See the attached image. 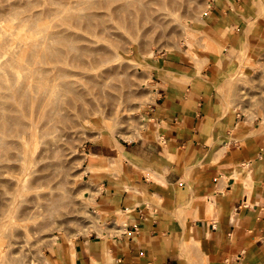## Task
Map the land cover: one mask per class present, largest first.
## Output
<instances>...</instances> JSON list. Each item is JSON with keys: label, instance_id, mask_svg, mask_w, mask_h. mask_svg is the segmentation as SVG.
Wrapping results in <instances>:
<instances>
[{"label": "crops", "instance_id": "obj_1", "mask_svg": "<svg viewBox=\"0 0 264 264\" xmlns=\"http://www.w3.org/2000/svg\"><path fill=\"white\" fill-rule=\"evenodd\" d=\"M261 5L211 1L199 31L153 61L138 143L84 151L103 231L75 239L60 264H193L198 253L206 264L264 263V127L222 85L241 51L264 49Z\"/></svg>", "mask_w": 264, "mask_h": 264}, {"label": "rangeland", "instance_id": "obj_2", "mask_svg": "<svg viewBox=\"0 0 264 264\" xmlns=\"http://www.w3.org/2000/svg\"><path fill=\"white\" fill-rule=\"evenodd\" d=\"M211 1L213 0H176V3H172L173 7L176 6L172 10L171 2L166 0L165 4L170 6L166 5L158 11L167 15L164 23L154 25L149 18L138 13L132 16L133 24H129L128 19L127 22L115 20L120 14L116 10L120 0H0L1 11H11L9 8L14 4L15 9L20 12L19 16L16 15L17 19L6 15L7 21L4 24L10 30L14 26L11 32H17L19 27L20 32L23 30V38L19 31L15 33L19 34L18 37L7 35L10 41L31 40L28 38L29 34L33 39H42L45 34L53 32L74 38H98V43L107 46L110 58L107 64L90 71L92 75H99L105 80L103 92L101 90L97 100L100 105L93 108L86 106L82 113L80 109H71L70 118L60 124L66 134L60 144L47 153L49 159L44 163L50 164L47 170L49 181H45L47 185L38 186L19 196L20 204L15 211L18 219H6L7 223L2 227L0 224V264H60L61 257L64 256L62 252L75 239L89 238L95 235L94 232L101 234L105 223L101 220L95 199L98 183L92 174L87 173V156L84 151L100 144L117 147L121 154L120 145L130 148L138 143L147 127V110L153 103V61L161 53L180 49L189 36L199 31L201 15L209 11ZM254 7L257 8L255 5ZM93 13H98L101 17L88 19V15ZM30 14L34 15L33 23L21 21L22 17L26 18ZM257 17L259 18H255L253 23L264 25V10ZM45 18L48 20L45 21V26L37 23L43 24L42 19ZM87 25L94 27L90 29ZM38 26H43L45 30ZM88 29L91 32L86 31ZM24 32L28 35H24ZM93 33H97L99 37H93ZM110 34L112 38H109ZM55 46H59L58 43H54L53 47ZM5 62L6 57L0 56V65L3 66ZM30 62L31 59L22 60L20 66L14 69L5 64L7 66L0 68V83L8 84L10 78L24 74L31 66ZM222 81L228 104L239 109L246 122L264 127V49L257 53L247 49L241 51L223 70ZM59 132L61 133L60 129L55 133ZM41 165L42 162L38 166ZM26 177L25 183L29 180ZM4 179L9 180L10 176L0 175V206L10 196L4 193L7 187L1 185ZM192 259L193 264H206L201 253L192 255Z\"/></svg>", "mask_w": 264, "mask_h": 264}, {"label": "bare ground", "instance_id": "obj_3", "mask_svg": "<svg viewBox=\"0 0 264 264\" xmlns=\"http://www.w3.org/2000/svg\"><path fill=\"white\" fill-rule=\"evenodd\" d=\"M169 2H171L173 9L170 8L174 10L176 6L173 7V4L176 3V0H169ZM165 3H167L166 0H120L116 8L120 14L114 19H122L124 22L128 21L129 24H133L132 16L138 13L149 18L154 25H162L167 15L165 13L160 14L158 11H161L166 5L170 6ZM176 5L178 6V4ZM109 8L113 9V7ZM9 9L11 11L8 12L0 10V56L6 57L5 64L8 65L4 64L3 66L8 68L10 66L14 69V67L20 66L22 60L27 61V59H31L29 64L31 66L24 74L14 75L15 77L10 78L8 84L0 83V175L5 176L8 174L10 176L9 180L4 179L1 182L2 187H7L4 193L10 195L7 197L6 202L0 206L1 227L6 225V219H18L15 211L20 204L19 196L38 186L47 185L45 181H49L47 170L50 166V164L44 165L46 159H49L47 153L63 140L66 133L61 129L60 124L70 118L71 109H80L82 113L85 111L84 107L86 106L93 108L100 105L97 100L105 86V80L101 79L99 75H92L90 71L107 64L110 60L107 46L98 43L99 39L97 37L99 35L97 33L99 31L91 34L97 38L96 40L84 38V36L74 38L71 35L54 32L45 34L44 37L41 36L42 39H33L30 34L24 32V35H28L31 40L26 41V39L25 42L23 40V42H20V40L10 41L7 35L18 37L19 34L16 35L15 33L20 32L18 29L22 22L17 26L19 27L16 28L17 32H11L14 26L10 30L4 24L7 21L6 15L9 14L12 15V18L13 16L16 18L19 11L15 9L14 4ZM262 10H264V6L260 9L259 14ZM88 16H90L88 19H99L101 17L98 13ZM142 19L140 22H142ZM25 20H28V23H33L34 15L30 14L26 18H21V21L25 22ZM43 20V24L38 21L37 23L45 26L44 23L48 20L46 18ZM39 26L38 28L43 27ZM87 27L90 26L87 25ZM87 27L84 28L87 29ZM111 27L110 29H112ZM31 29L29 30L31 31ZM90 29L86 31L91 32ZM43 30H45L44 27ZM22 32L23 30L20 32L21 35ZM110 37L112 38V35ZM24 38L26 37L24 36ZM54 43H58L59 46L53 47ZM77 43L82 44L78 45ZM3 66L0 65V68ZM107 70L109 71V69ZM109 88L111 87L109 86ZM59 129L61 133H55ZM41 162L44 166H38ZM25 177L29 178L27 183H25ZM55 199L57 200V198ZM71 253H74L73 250ZM4 258L6 257L4 256ZM6 264L8 263L6 262Z\"/></svg>", "mask_w": 264, "mask_h": 264}]
</instances>
